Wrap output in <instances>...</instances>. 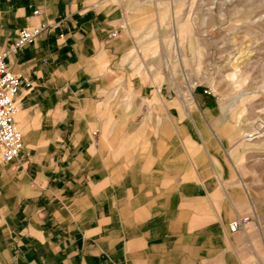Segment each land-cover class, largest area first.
<instances>
[{
	"label": "rangeland",
	"instance_id": "374dc122",
	"mask_svg": "<svg viewBox=\"0 0 264 264\" xmlns=\"http://www.w3.org/2000/svg\"><path fill=\"white\" fill-rule=\"evenodd\" d=\"M165 10L131 79L91 105L90 156L124 224L166 237L149 247L168 263L199 264L221 239L246 242L243 229L202 230L212 210L233 204L252 216L247 230L264 223V0H172ZM152 78L164 85H142ZM148 219L163 229L146 232ZM258 243L264 256V231Z\"/></svg>",
	"mask_w": 264,
	"mask_h": 264
},
{
	"label": "crops",
	"instance_id": "0c3cea01",
	"mask_svg": "<svg viewBox=\"0 0 264 264\" xmlns=\"http://www.w3.org/2000/svg\"><path fill=\"white\" fill-rule=\"evenodd\" d=\"M170 1L0 0V52L19 29L45 25L8 59L30 85L23 82L16 97L24 150L11 162L0 155V264H170L149 247L168 246L166 237L149 243L147 233L118 217L109 181L90 156L91 105L105 104L106 88L131 79L139 47L153 40L154 24L163 28ZM142 85L164 84L152 78ZM239 211L233 204L221 214L212 210L201 229L230 232ZM159 225L148 219L144 229ZM243 231L246 242L221 239L199 264H242V257L264 264L258 243L264 223Z\"/></svg>",
	"mask_w": 264,
	"mask_h": 264
},
{
	"label": "built area",
	"instance_id": "2783aa9c",
	"mask_svg": "<svg viewBox=\"0 0 264 264\" xmlns=\"http://www.w3.org/2000/svg\"><path fill=\"white\" fill-rule=\"evenodd\" d=\"M38 10H35L37 13ZM45 25L21 28L8 48L0 52V155L7 161H15L24 150V136L16 119L18 106L16 97L23 82H30L16 74L9 66L8 59L27 44L34 42ZM116 35V32L112 33ZM253 132L250 136H253ZM253 220L251 215H239L228 223L230 232L244 229ZM256 264V263H247Z\"/></svg>",
	"mask_w": 264,
	"mask_h": 264
}]
</instances>
